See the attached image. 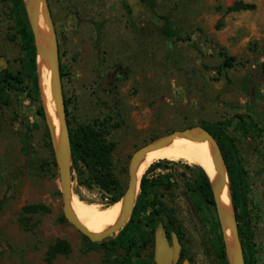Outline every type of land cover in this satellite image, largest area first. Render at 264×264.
I'll return each mask as SVG.
<instances>
[{"label": "rangeland", "instance_id": "rangeland-1", "mask_svg": "<svg viewBox=\"0 0 264 264\" xmlns=\"http://www.w3.org/2000/svg\"><path fill=\"white\" fill-rule=\"evenodd\" d=\"M142 1L153 17L134 15L127 0H48L69 127L105 125L107 140L115 144L114 172L126 187L132 154L140 146L174 131L231 120L224 132L246 173L254 264H264V0H242L256 8L238 12L226 9L240 0ZM18 19L10 0H0V71L24 72ZM164 22L173 26V40L162 33ZM187 36L189 40L181 39ZM227 78L237 85H229ZM245 80L256 88L248 83L250 92L244 91L240 81ZM10 94L11 104L0 109V200L5 199L0 264H108L123 259L124 248L92 244L66 220L47 120L25 84ZM246 114L260 123L258 129L237 117ZM169 161L147 173L145 192L141 183L146 172L141 176L136 204L142 198L147 203L140 213L144 223L154 202L163 203L177 223L170 224L165 213L157 216L134 260L158 264L156 235L161 234L173 249L174 239L180 242L182 258L172 264H226L216 207L196 188L195 179L204 170L183 160ZM72 169L73 197L87 208L110 212L109 195L82 184L79 171L74 165ZM88 176H82L83 182ZM32 203H44L50 212L29 216L33 227L27 229L20 219L24 206ZM58 239H66L72 251L47 262L46 253Z\"/></svg>", "mask_w": 264, "mask_h": 264}, {"label": "trees", "instance_id": "trees-1", "mask_svg": "<svg viewBox=\"0 0 264 264\" xmlns=\"http://www.w3.org/2000/svg\"><path fill=\"white\" fill-rule=\"evenodd\" d=\"M10 2L12 4L14 15L19 17L17 30L24 45V54L21 58L24 72H14L6 69L0 71V109L5 105L11 104L10 91L13 88H16L19 84H25L26 88L29 89L30 96L39 103V114L46 119V112L43 106L39 87L34 34L28 21L25 3L24 0H10ZM255 8V4L246 3L240 0L228 7L226 12L254 10ZM161 31L170 40H173L177 36L173 26L168 22H164L162 24ZM181 39L186 41L190 39V36ZM226 61L228 63V60ZM227 81L229 85H237L236 82L232 81L230 78H227ZM248 83L252 86V88H256V86L250 81H240V85L244 91L250 92V85ZM248 108H253V104L251 103ZM237 117L241 119V122L247 118L249 124L253 128L258 129V125L260 123L251 118L250 114L239 115ZM231 123V120L225 119L223 121L205 123L201 126L207 129L216 138L221 148L224 161L228 169L232 202L238 222L239 234L245 251V262L246 264H254V249L252 245L254 235L250 217L248 201L249 188L246 180V173L240 164L233 141H230V137L224 132V128L230 126ZM99 125L81 124L75 128L69 127L72 147V166L74 165L79 171L80 182L82 184L89 186L95 185L102 191L106 192L109 195L108 205H112L121 200L126 187L122 184L120 179L117 178L114 172L113 151L115 144L107 140L104 128L105 125L102 123ZM262 129H264V125ZM48 137L51 139L50 133H48ZM168 162L170 161L161 160L153 163L147 169L141 183V188L144 192L148 182L146 178L147 173L160 167L162 163ZM86 172L89 174L87 178L89 180L88 182H83L82 176ZM195 183L196 188L200 191V193H202V195H204L207 202L215 207L212 186L205 171L197 176ZM4 202L5 199L0 200V210ZM151 205L153 210L147 223H144L140 217L142 209L147 206L146 201L142 198L138 200L131 219L125 227L117 234H114L108 242L106 240L99 242V245L105 246L109 250L118 247L125 249L123 259L110 261L108 264H137L134 258L139 256L141 252L139 241L144 238V233L147 231L149 226H151L152 231H154L153 225H150V223L154 222L155 218L160 216L162 213H165L170 224L176 225L177 219L163 203L154 202ZM156 205H159V208H157ZM48 212H50V208L44 203L28 204L23 208L20 221L24 227L31 229L33 225L30 224L29 216ZM90 242L94 244L91 240ZM222 245L223 256L226 264H229L223 241ZM71 251L72 246L66 239H58L49 247L46 253V261L52 262L59 255H67Z\"/></svg>", "mask_w": 264, "mask_h": 264}, {"label": "water", "instance_id": "water-1", "mask_svg": "<svg viewBox=\"0 0 264 264\" xmlns=\"http://www.w3.org/2000/svg\"><path fill=\"white\" fill-rule=\"evenodd\" d=\"M35 1L37 5L35 6V8H32ZM127 2L131 6L134 15L138 14V12H143L148 17L154 16L142 0H127ZM24 3L28 15V20L34 34L35 48L37 54V67L38 56H41L42 58L48 60L49 66L52 71V94L56 104V112L61 123V131L58 142L55 137L53 126L48 119L45 107L44 109L46 112V120L54 150L55 161L59 172L61 191L63 195V214L66 220L93 242H101L107 239L108 237H111L114 234L118 233L125 227V225L131 219L134 208L136 206L138 188L140 184V181H138L137 172L146 153L149 150L160 148L170 144L179 135L188 137L190 139H195L192 136V132L194 130H197L201 133V136L198 139L209 141L212 145L214 151L212 162L215 169L220 173V176L216 183L213 184L211 181L210 183L212 186L215 207L221 225L227 260L229 264H246L245 251L239 234V227L234 207L233 214L229 215L226 209L221 206V196L229 180L228 169L226 167L221 148L216 138L203 126L174 131L168 135L162 136L148 144L142 145L137 148L133 152L129 163L128 182L124 194L120 200L123 202V210L118 222L110 228L99 233L91 232L83 223H81L71 206V201L73 198L72 147L70 128L67 120V105L63 93V85L61 78L59 42L55 30V25L51 18L48 0H24ZM42 6L45 7L44 19L46 20V23L51 29L49 47L40 42V39L44 38V36L40 34L38 30L40 11ZM227 227L231 229L233 235L232 244H229L227 241ZM179 253L180 242L177 238L174 239L173 250V248H171L170 244L161 234L156 235V260L158 264H172L173 260L179 257Z\"/></svg>", "mask_w": 264, "mask_h": 264}, {"label": "bare ground", "instance_id": "bare-ground-1", "mask_svg": "<svg viewBox=\"0 0 264 264\" xmlns=\"http://www.w3.org/2000/svg\"><path fill=\"white\" fill-rule=\"evenodd\" d=\"M36 5L35 1L32 8H35ZM44 11L45 7L42 6L38 30L39 33L44 36V38L40 39V42L49 47L51 29L44 19ZM38 68L42 102L47 111L48 119L53 126L55 137L58 142L61 131V123L56 112V104L52 94V71L48 60L38 56ZM192 136L195 139L179 135L170 144L149 150L138 168V181H140L141 176L154 161L183 160L184 162L201 167L207 174L209 180L215 184L220 176V173L215 169L212 162L214 156L213 147L209 141L198 139L201 136L199 131L194 130L192 132ZM71 206L81 223L94 233L103 232L116 224L123 210V202L119 201L113 204L110 212L96 211L94 209L87 208V206L85 207L83 200L77 196L72 198ZM221 206L226 209L229 215L233 214V202L229 180L221 196ZM226 235L228 243L232 244L233 235L229 227L226 229Z\"/></svg>", "mask_w": 264, "mask_h": 264}, {"label": "flooded vegetation", "instance_id": "flooded-vegetation-1", "mask_svg": "<svg viewBox=\"0 0 264 264\" xmlns=\"http://www.w3.org/2000/svg\"><path fill=\"white\" fill-rule=\"evenodd\" d=\"M131 10H132V8H131ZM141 13H143V12H141ZM172 248H173V246H171ZM174 250V249H173ZM180 255H183V252H180ZM179 255V256H180ZM180 258H182L181 256L178 258V259H180ZM173 262H174V260H173Z\"/></svg>", "mask_w": 264, "mask_h": 264}]
</instances>
